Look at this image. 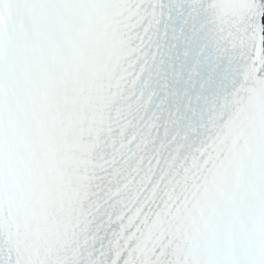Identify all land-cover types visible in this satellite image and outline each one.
<instances>
[{"label": "snow or ice", "instance_id": "snow-or-ice-1", "mask_svg": "<svg viewBox=\"0 0 264 264\" xmlns=\"http://www.w3.org/2000/svg\"><path fill=\"white\" fill-rule=\"evenodd\" d=\"M0 264H264V0H0Z\"/></svg>", "mask_w": 264, "mask_h": 264}]
</instances>
